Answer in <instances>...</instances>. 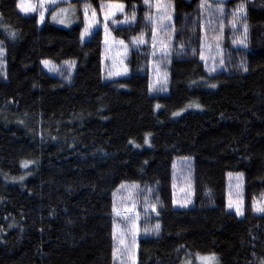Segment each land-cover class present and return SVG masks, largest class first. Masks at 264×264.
Masks as SVG:
<instances>
[{
    "label": "trees",
    "instance_id": "obj_1",
    "mask_svg": "<svg viewBox=\"0 0 264 264\" xmlns=\"http://www.w3.org/2000/svg\"><path fill=\"white\" fill-rule=\"evenodd\" d=\"M84 1L98 12L121 3L134 18L112 29L130 48L127 76L105 81L100 29L82 42L80 24L39 25L19 0H0V264H114L123 183L142 189L137 264H264V214L253 208L264 198V0L212 3L225 9L213 74L201 60V0H170L164 95L150 93V47L134 41L150 34L145 1ZM42 60L71 62L70 77ZM178 158L191 165L189 207L174 204ZM230 173L243 176L242 217L227 207Z\"/></svg>",
    "mask_w": 264,
    "mask_h": 264
},
{
    "label": "rangeland",
    "instance_id": "obj_2",
    "mask_svg": "<svg viewBox=\"0 0 264 264\" xmlns=\"http://www.w3.org/2000/svg\"><path fill=\"white\" fill-rule=\"evenodd\" d=\"M19 0L18 9L24 15L35 14L39 25L46 20L50 23L69 28L81 25L82 42L88 41L97 30L102 31L103 52L102 69L105 81H112L128 75L127 59L130 48L120 39L114 37L112 29L122 28L134 22V18L125 14L121 3L103 2L99 12L90 8L84 0ZM147 8V23L150 34L135 39L137 45L148 43L152 59L149 65L150 93L164 95L168 90L167 65L169 51L173 41V5L170 0H144ZM230 0H201L204 17L209 24L205 25V36L201 60L208 74H213L223 67V51L216 36L218 20L224 14L222 4ZM217 26V27H215ZM222 28V27H221ZM216 31V34L214 33ZM221 33L222 30L220 29ZM3 63V50L0 46V69ZM71 62L59 65L49 60H42L43 70L52 76L67 79L71 75ZM190 162L178 158L173 164L174 204L176 207H189L192 204V189L189 180ZM142 189L132 183L121 184L113 194V261L114 264H137L138 240L141 234ZM227 207L238 217L243 215V176L230 173L226 176ZM257 214H264V198L253 204ZM212 257H196L184 260L181 264H214Z\"/></svg>",
    "mask_w": 264,
    "mask_h": 264
}]
</instances>
